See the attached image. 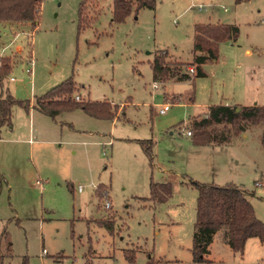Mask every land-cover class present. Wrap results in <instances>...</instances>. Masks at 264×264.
Returning a JSON list of instances; mask_svg holds the SVG:
<instances>
[{
    "label": "rangeland",
    "instance_id": "rangeland-1",
    "mask_svg": "<svg viewBox=\"0 0 264 264\" xmlns=\"http://www.w3.org/2000/svg\"><path fill=\"white\" fill-rule=\"evenodd\" d=\"M79 1L40 0L34 29L0 25V55L12 59L4 85L16 99L32 104L71 78L80 99L117 105L112 118L80 108L27 115L12 106L10 126L0 128L1 264H264V242L250 238L238 254L223 230L208 245L210 262L193 261L191 252L192 180L239 185L264 223V124L244 121L228 143L206 147L186 135L189 118L208 104L264 105V0H154L153 8L139 7L118 23L103 0L94 23L77 30ZM207 22L236 24L239 33L219 44L218 59L202 65L205 75L153 81L154 53L191 62L194 25ZM28 125L35 142L32 150L29 143L17 147L27 171L14 177L7 150L18 127ZM143 139L152 142L151 161ZM151 181L170 182L171 196L141 200ZM97 185L106 187L112 234L95 222L106 215L104 200L93 194ZM123 249L135 250L132 262Z\"/></svg>",
    "mask_w": 264,
    "mask_h": 264
},
{
    "label": "trees",
    "instance_id": "trees-1",
    "mask_svg": "<svg viewBox=\"0 0 264 264\" xmlns=\"http://www.w3.org/2000/svg\"><path fill=\"white\" fill-rule=\"evenodd\" d=\"M103 0H80L77 6L76 29L90 27L102 10ZM236 2L241 0H235ZM110 20L118 23L139 7L153 8L154 0H110ZM40 0H0V25H30L34 29L38 23ZM239 33L236 24L207 22L196 23L193 31V60L182 62L167 57L165 50L154 53L150 62L153 81L165 82L192 80L204 76L202 65L207 61H216L219 57V44L224 40L235 41ZM12 64L10 55H0V128L10 126L11 108L18 104L27 110L29 101L16 99L4 85ZM192 66L190 72L188 67ZM77 87L71 78L64 79L49 88L38 97L33 98L31 107L53 117L62 110L80 108L95 118H112L117 105L106 99L74 100ZM239 109L237 110V108ZM264 124V105L210 104L203 115L189 118L188 128L191 141L195 146L226 144L233 135L240 133L239 125L244 122ZM221 126V127H218ZM144 153L151 161V140H139ZM197 191L195 220L192 234V258L195 262H210L204 255L214 234L223 230L224 240L233 252L242 254L250 238L264 241V223L255 215L253 206L245 189L235 183L216 184L213 182L191 181ZM170 182H150L149 196L140 197L143 201L163 202L171 196ZM95 197L103 199L106 215L96 219V224L112 234L114 231V214L104 207L109 201L106 187L97 185L93 190ZM135 250L123 249L124 257L133 261ZM2 254H0L1 264ZM145 264H152L148 259Z\"/></svg>",
    "mask_w": 264,
    "mask_h": 264
},
{
    "label": "crops",
    "instance_id": "crops-1",
    "mask_svg": "<svg viewBox=\"0 0 264 264\" xmlns=\"http://www.w3.org/2000/svg\"><path fill=\"white\" fill-rule=\"evenodd\" d=\"M246 52L249 53L248 50ZM189 98L191 99L192 97L190 96ZM219 104H223V103L220 102ZM232 104H240V103H232ZM232 104H226V105H232ZM209 105L210 104L206 105V109H207V107ZM240 105H252V104H240ZM30 111L33 112V108L31 107V104L29 103L28 108H27V115H29V112ZM34 142H35L34 139H32V130H31V128H30L29 125L24 130L23 129H20L18 127L17 137L16 138H12V143L15 144V145H11L9 147V149L7 148L8 150L6 149L8 151V153L11 154V157H9L10 158V161H9L10 162L9 169L11 171L13 170L14 177L15 176H22L27 171V169H26L27 167H25L23 165V162H21V164H19L20 161L16 158V153L18 151L17 147L21 146V144H24V143L28 144L29 143L28 147L30 148V150H32L31 149L32 148V143H34ZM206 146H213V145H205V146H202V147H206ZM36 166L37 165L34 162H32V172H36L37 171ZM0 168H2V170H6L5 169L6 168L5 165L4 166L1 165ZM36 180L39 181L38 179H35L34 180V184H36L40 188H42L41 181L38 184V183H36ZM109 206H110V203H109ZM261 242H264V241H261Z\"/></svg>",
    "mask_w": 264,
    "mask_h": 264
},
{
    "label": "built area",
    "instance_id": "built-area-1",
    "mask_svg": "<svg viewBox=\"0 0 264 264\" xmlns=\"http://www.w3.org/2000/svg\"><path fill=\"white\" fill-rule=\"evenodd\" d=\"M29 62H30V60H29ZM188 69H189L190 72L193 71V67H192V66H189ZM27 71H29V69H28ZM9 79L12 80L11 77H10ZM73 99H74V100H78V99H79V96H78L77 94H75V95L73 96ZM164 110H165V106H159V107L157 108V110H156V113H157V114H161V113L164 112ZM190 133H191L190 130H187V131H186V135H190ZM36 183L39 184L40 182L36 180ZM80 190H81V187L78 185V186H77V191H80ZM108 206H109V203H108V202H105V203H104V207H108Z\"/></svg>",
    "mask_w": 264,
    "mask_h": 264
},
{
    "label": "water",
    "instance_id": "water-1",
    "mask_svg": "<svg viewBox=\"0 0 264 264\" xmlns=\"http://www.w3.org/2000/svg\"><path fill=\"white\" fill-rule=\"evenodd\" d=\"M239 109V107L237 108V110Z\"/></svg>",
    "mask_w": 264,
    "mask_h": 264
}]
</instances>
